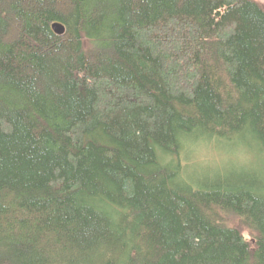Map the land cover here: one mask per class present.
I'll use <instances>...</instances> for the list:
<instances>
[{
	"label": "trees",
	"instance_id": "16d2710c",
	"mask_svg": "<svg viewBox=\"0 0 264 264\" xmlns=\"http://www.w3.org/2000/svg\"><path fill=\"white\" fill-rule=\"evenodd\" d=\"M0 264H264V0H0Z\"/></svg>",
	"mask_w": 264,
	"mask_h": 264
},
{
	"label": "water",
	"instance_id": "95a60500",
	"mask_svg": "<svg viewBox=\"0 0 264 264\" xmlns=\"http://www.w3.org/2000/svg\"><path fill=\"white\" fill-rule=\"evenodd\" d=\"M52 31L56 34V35H63L65 32L64 26L59 24V23H54L52 25Z\"/></svg>",
	"mask_w": 264,
	"mask_h": 264
},
{
	"label": "bare ground",
	"instance_id": "6f19581e",
	"mask_svg": "<svg viewBox=\"0 0 264 264\" xmlns=\"http://www.w3.org/2000/svg\"><path fill=\"white\" fill-rule=\"evenodd\" d=\"M53 24H54V23H53ZM53 24H51V26H50L51 31H52V25H53ZM64 29H65V27H64ZM52 33H53L54 35H56L53 31H52ZM64 34H65V32H64ZM64 34H63V35H64ZM56 36H62V35H56Z\"/></svg>",
	"mask_w": 264,
	"mask_h": 264
},
{
	"label": "rangeland",
	"instance_id": "374dc122",
	"mask_svg": "<svg viewBox=\"0 0 264 264\" xmlns=\"http://www.w3.org/2000/svg\"><path fill=\"white\" fill-rule=\"evenodd\" d=\"M256 1H258V2L262 3V0H256ZM187 158H188V157H187Z\"/></svg>",
	"mask_w": 264,
	"mask_h": 264
}]
</instances>
